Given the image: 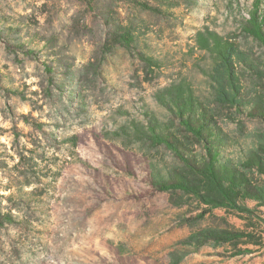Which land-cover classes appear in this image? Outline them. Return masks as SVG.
Instances as JSON below:
<instances>
[{
    "label": "rangeland",
    "instance_id": "obj_1",
    "mask_svg": "<svg viewBox=\"0 0 264 264\" xmlns=\"http://www.w3.org/2000/svg\"><path fill=\"white\" fill-rule=\"evenodd\" d=\"M255 1L0 0V264H264V205L161 189L199 176L147 135L202 155L168 99L189 86L264 190ZM215 32L229 63L201 45Z\"/></svg>",
    "mask_w": 264,
    "mask_h": 264
},
{
    "label": "trees",
    "instance_id": "obj_2",
    "mask_svg": "<svg viewBox=\"0 0 264 264\" xmlns=\"http://www.w3.org/2000/svg\"><path fill=\"white\" fill-rule=\"evenodd\" d=\"M261 1H255L246 30L264 46V12L261 10ZM200 42L203 48L211 50L221 61L229 63L232 43L224 40L216 32L201 39ZM168 95L180 124L193 138L203 143L204 151L200 156L186 155L188 149L179 137L168 130L160 129L157 124L150 121L147 130L150 140L165 145L180 155L191 171L199 176L198 183L178 179L161 183V189L166 191L182 189L202 198L213 208L248 209L241 201H257L264 205V190L252 187L249 178L240 167L223 159V149L227 140L222 129L216 126L213 115L194 90L189 86H180L170 90ZM260 115L264 117V112H260ZM251 161L254 167L262 170L261 161Z\"/></svg>",
    "mask_w": 264,
    "mask_h": 264
}]
</instances>
